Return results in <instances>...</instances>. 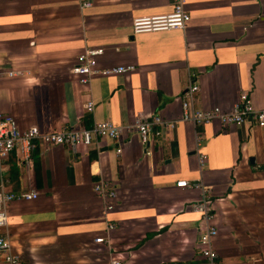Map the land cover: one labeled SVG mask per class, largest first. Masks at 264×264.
<instances>
[{
  "label": "crops",
  "instance_id": "crops-1",
  "mask_svg": "<svg viewBox=\"0 0 264 264\" xmlns=\"http://www.w3.org/2000/svg\"><path fill=\"white\" fill-rule=\"evenodd\" d=\"M185 9L182 29L133 34V17L168 13L171 0H0V113L19 129L154 115L174 123L148 146L130 130L74 151L37 144L30 163L18 150L0 159L6 191L37 193L10 202L0 229L20 264H209L190 208L201 190L178 180L211 192L214 264H264V127L180 120L188 77L195 108L230 110L245 93L264 109V0H186ZM97 47L99 67L133 70L79 84L70 68ZM97 181L116 191L105 214Z\"/></svg>",
  "mask_w": 264,
  "mask_h": 264
},
{
  "label": "built area",
  "instance_id": "built-area-1",
  "mask_svg": "<svg viewBox=\"0 0 264 264\" xmlns=\"http://www.w3.org/2000/svg\"><path fill=\"white\" fill-rule=\"evenodd\" d=\"M186 0H171V10L164 14L142 15L133 17L131 31L133 34L160 32L172 29H182L189 19L185 9ZM90 2L82 3L88 6ZM102 53V48H85L76 56L75 63L71 66L70 72L75 75L77 82L85 85L92 77L106 76L130 72L131 65H118L111 67H99L96 57ZM9 75L12 72L8 73ZM198 89L197 85L188 77V83L181 94V116L180 120L193 125L210 124L218 121L222 126L249 124L251 127H264V109L253 107L249 97L240 93L238 100L230 110H221L214 106L208 109L195 108L193 105V94ZM87 112L93 109V103L88 101L84 105ZM173 121H163L159 116L154 115L149 119L140 116L135 117L131 125L116 126L109 120L93 121L89 128H62L47 133H41L35 126H28L19 129L16 121L11 115L0 113V159H5L11 151L18 150L20 157L26 163L32 160V153L37 144L46 146L61 145L74 151L78 146L89 147L98 139H116L123 131L133 130L139 136L140 142L148 146L150 138L159 137L162 128H172ZM118 153L120 149L116 150ZM146 154L149 150L144 149ZM203 158L200 159L202 161ZM177 187H194L201 190L200 197L190 204L193 212L199 214L197 248L201 256L209 263L214 264L217 254L213 248V239L217 233L212 223L214 213L210 204L211 192L204 187L200 181L188 183L185 180H178ZM94 193L103 200V213L112 210L116 200V191L111 183L97 181L93 184ZM37 193L21 192L15 194L6 191L0 182V229L6 224V208L14 200H32ZM114 224L105 222L106 232L112 230ZM97 243H108L107 238H95ZM0 264H20V257L13 252L10 242L6 236L0 234ZM109 264H122L120 259H111Z\"/></svg>",
  "mask_w": 264,
  "mask_h": 264
}]
</instances>
